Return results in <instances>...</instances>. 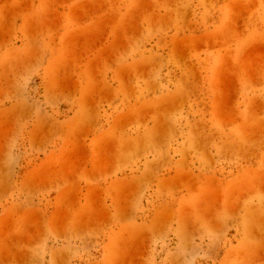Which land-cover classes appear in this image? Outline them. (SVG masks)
Returning a JSON list of instances; mask_svg holds the SVG:
<instances>
[{"label": "rangeland", "instance_id": "1", "mask_svg": "<svg viewBox=\"0 0 264 264\" xmlns=\"http://www.w3.org/2000/svg\"><path fill=\"white\" fill-rule=\"evenodd\" d=\"M0 264H264V0H0Z\"/></svg>", "mask_w": 264, "mask_h": 264}]
</instances>
